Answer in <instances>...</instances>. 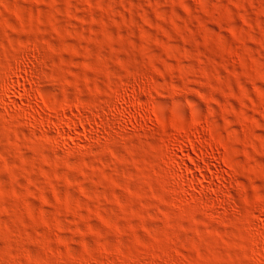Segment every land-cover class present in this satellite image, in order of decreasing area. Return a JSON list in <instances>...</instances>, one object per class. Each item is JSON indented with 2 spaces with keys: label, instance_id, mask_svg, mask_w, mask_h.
Masks as SVG:
<instances>
[{
  "label": "rangeland",
  "instance_id": "1",
  "mask_svg": "<svg viewBox=\"0 0 264 264\" xmlns=\"http://www.w3.org/2000/svg\"><path fill=\"white\" fill-rule=\"evenodd\" d=\"M263 249L264 0H0V264Z\"/></svg>",
  "mask_w": 264,
  "mask_h": 264
},
{
  "label": "bare ground",
  "instance_id": "2",
  "mask_svg": "<svg viewBox=\"0 0 264 264\" xmlns=\"http://www.w3.org/2000/svg\"><path fill=\"white\" fill-rule=\"evenodd\" d=\"M32 64H33V63H32ZM19 67H20V66H19ZM21 68H22V67H20V68H18V69L21 70ZM20 70L18 71L19 73L21 72ZM24 70H25V69H24ZM16 71H17V67H16L15 71H13L12 73H14V72H16ZM18 72H17V75H19ZM23 72H24V71H23ZM9 73H10V72H9ZM21 73H22V72H21ZM14 74H15V73H14ZM17 75H16V76H17ZM22 75H24V74H22ZM22 75L20 74L21 77H22ZM25 76H26V75H24V78H25ZM17 77H19V76H17ZM27 77H28V76H27ZM22 78H23V77H22ZM22 78H20V79H22ZM23 80H24V79H23ZM26 80H27V79H26ZM22 83H23V82H22ZM22 83L19 82L17 85H20V84H21V85L24 86V84H22ZM2 84H3V83H2ZM5 84H6V83H5ZM7 84H8V82H7ZM14 84H15V83H14ZM8 85H9V84H8ZM17 85H15V89H16V87H18ZM12 86H13V83H12ZM138 87H139V86H138ZM12 88H14V86H13ZM12 88H11V89H12ZM25 88H26V90L29 89V88H27L26 86H25L24 88H22V86H21L20 88L18 87V89H22L21 93H22L23 91H24V93H25V91H26ZM142 88H143V87H142ZM144 88H145V87H144ZM15 89H14V91L17 92V90H15ZM14 91H13V93H14ZM29 91H30V90H29ZM122 91H123V90H122ZM134 91H135V90H134ZM18 92H19V91H18ZM30 92H31V91H30ZM141 92H142V93H141ZM143 92H144V93L146 92L145 89L140 91L141 94H143ZM19 93H20V92H19ZM21 93H20V94H21ZM28 93H29V92H28ZM132 93H133V92H132ZM135 93L138 94V92H136V91H135ZM140 93H139V95H140ZM3 94H4V93H3ZM29 94H30V93H29ZM32 94H33V93H32ZM122 94H124V93H122ZM16 95H17V93H16ZM22 95H23V93H22ZM26 95L29 97L28 94H26ZM131 95H132V94H131ZM18 96H19V95H18ZM128 96H129V95H128ZM128 96L125 97V95H124L123 97H125L124 99L126 100V98H127ZM20 97H21V95H20ZM123 97H122L121 99H123ZM136 97H137V95H135V98H136ZM25 98H26V97H25ZM30 98H32V97H30ZM33 98H34V97H33ZM33 98H32V99H33ZM131 98H132V97H131ZM138 98H139V97H138ZM22 99H24V96H22ZM35 99H36V97H35ZM26 100H28V99L26 98ZM29 100H31V99H29ZM29 100H28V101H29ZM33 100H34V99H33ZM37 100H39V99H37ZM125 100H124V104L126 105V102L130 101L131 99L128 98V99H127L128 101H126V102H125ZM132 100H135V99H134V96H133V99H132ZM23 101H25V100H23ZM31 101H32V100H31ZM40 101H42V100H40ZM46 101H47V100H46ZM32 102H34V101H32ZM37 102H38V101H37ZM131 102H132V101H131ZM135 102H136V101H135ZM24 103H25V102H24ZM28 103L31 104L30 102H28ZM39 103H41V102H39ZM39 103H38V104H39ZM133 103H134V102H133ZM32 104H33V103H32ZM32 104H31V105H32ZM34 104H36V105L38 106L37 103H34ZM42 104H43V103H42ZM48 104H49V103H48ZM53 105H54V104H53ZM80 105H81V104H80ZM128 105H130V104H128ZM128 105H126V106H128ZM131 105H132V104H131ZM133 105H134L133 107H132V106H128V107L134 108V107H135V104H133ZM22 106H23V104H22ZM22 106H21V107H22ZM32 106H33V105H32ZM44 106H45V105H44ZM74 106H76V105H74ZM74 106H73V107H74ZM126 106H123V107H126ZM18 107H19V106H18ZM33 107H34V106H33ZM33 107H32V108H33ZM39 107H40V106H39ZM128 107H127V108H123V110L125 111V109H127V110H128V109H131V108H128ZM23 108H24V106H23ZM25 108H27V104H26ZM28 108H29V107H28ZM28 108H27V109H28ZM30 108H31V107H30ZM32 108H31V109H32ZM76 108H78V107H76ZM37 109H38V108H37ZM59 109H62V108H60V107L57 108V109H56V108H52V110L54 111L55 115H56L57 113H60V112H59V111H60ZM23 110H24V109H23ZM29 110H30V109H29ZM29 110H27V111L29 112ZM35 110H36V109H35ZM35 110H32V112L35 111ZM38 110H39V109H38ZM41 110H42V109H41ZM50 110H51V108H50ZM82 110H83V109H82ZM27 111H26V113H27ZM30 111H31V110H30ZM39 111H40V110H39ZM44 111H45V110H44ZM62 111H63V110H62ZM77 111H78V110H77ZM124 111H123V112H124ZM128 111H129V110H128ZM138 111H139V110H138ZM141 111H142V110H141ZM24 112H25V110H24ZM24 112H23V113H24ZM125 112H127V111H125ZM26 113H25V114H26ZM33 113H34V112H33ZM35 113H36V112H35ZM41 113H43V110H42ZM52 113H53V112H52ZM130 113H131V112H130ZM133 113L137 115L138 112H136V113L133 112ZM133 113H132V114H133ZM28 114H29V113H28ZM50 114H51V113H50ZM61 114H62V113H61ZM63 114L65 115V113H63ZM80 114H82V113H80ZM83 114H84V112H83ZM127 114H129V113H127ZM132 114H129V115L132 116ZM26 115H27V114H26ZM36 115H37V113H36ZM40 115H41V114L39 113V116H40ZM46 115H47V114H46ZM51 115H52V114H51ZM59 115H60V114H59ZM139 115H140V111H139ZM139 115H137V116H139ZM24 116H25V115H24ZM29 116H30V115H29ZM29 116H28V118H30ZM39 116H38V117H39ZM44 116H45V115H44ZM48 116H49V115H48ZM68 116H69V115H68ZM75 116H76V115H75ZM141 116H142V114H141ZM145 116H146V115H145ZM31 117H32V116H31ZM34 117H35V115H34ZM41 117H42V116H41ZM45 117H46V116H45ZM45 117H42V120H43V121H44L43 118H45ZM52 117H53V116H52ZM58 117H59V116H58ZM64 117H66V116H64ZM64 117H63V119H64ZM77 117H79V115H78ZM142 117H143V116H142ZM53 118H54V117H53ZM55 118H56V117H55ZM55 118H54V119H55ZM72 118H73V117H72ZM82 118H83V117H82ZM86 118H87V117H86ZM38 119L40 120L41 118H38ZM49 119H52V118H46V119H45V120H47L46 123H48V124L51 123V126H52V127H53V126H54V127H55V126L57 127L56 123H55L53 120L50 121ZM57 119H58V118H57ZM59 119H62V118L59 117ZM66 119H67V118H66ZM83 119H84V118H83ZM83 119H81V120L83 121ZM42 120H40V122H39V121H38V122H39V123H42V125H43L44 122H41ZM78 120L80 121V119H78ZM30 121H31V120H30ZM62 121H63V120H62ZM62 121H61V122H62ZM65 121H66V120H65ZM65 121H64V123L62 122L61 125L66 126L65 124H67V123H65ZM69 121H73V120H72L71 118H68L66 122H69ZM79 121H78V122H79ZM31 122H36V124H33V125H37V123H38V122H37V118H36V119L34 118ZM84 122H85V121H84ZM87 122H88V121H87ZM74 123H75V125H76V121H75V120H74ZM85 123H86V122H85ZM89 123H90V122H89ZM89 123H88V124H89ZM45 125H47V124H45ZM67 125H68V124H67ZM86 125H87V124H85V128H82V127H81V128H82L83 130H84V129L86 130L87 127H88V125H87V127H86ZM51 126H50V127H51ZM69 126H71V125H69ZM69 126H68V127H69ZM38 127H40V126H38ZM45 127H48L47 130H49V126H45ZM56 127H55V128H56ZM83 127H84V125H83ZM55 128H54V129H55ZM57 128H58V127H57ZM57 128H56V129H57ZM43 129L45 130V128H43ZM50 129H51V128H50ZM76 129H78V128H76ZM88 129H89V128H88ZM88 129H87V130H88ZM44 130H43V131H44ZM64 130H65L64 128H63V129H60V130L58 129V134H59V136H60V134H63V136H60V137H64V136H65L64 134H67L66 132H67L69 129H68L67 131L65 130L66 132H65ZM75 131H77V130H75ZM89 131H90V130H89ZM91 131H92V130H91ZM45 132H46V131H45ZM52 132H53V131H52ZM54 132H56V131L54 130ZM68 132H69V131H68ZM81 132H82V131H81ZM84 132H87V131H84ZM78 133H80V132H78ZM89 133H90V132H89ZM56 134H57V133H56ZM68 134H69V133H68ZM71 134H72V133H71ZM71 134H70V135H71ZM81 134H82V133H81ZM86 134H87V133H86ZM86 134H84V135H86ZM198 134H199V133H198ZM70 135H68V137H69ZM84 135H83V136H84ZM87 135H88V134H87ZM187 135H188V133H187ZM187 135H186V136H187ZM184 136H185V134L183 135V137H184ZM188 136H189V135H188ZM60 137H59V138H60ZM181 137H182V136H181ZM57 138H58V137H57ZM176 138H177V137H176ZM178 138H179V137H178ZM183 139H184V140H181V141H183L184 143H187V142H188V144L190 143V146H191L192 150H195V149L197 150L198 148L201 149V146L198 145L197 141L194 142L193 139H191L190 136H189V137H185V138H183ZM65 140H66V137H65ZM176 140H177V139H176ZM176 140H175V141H176ZM175 141H172V142H175ZM185 141H186V142H185ZM172 142H171V143H172ZM178 142H179V140H178ZM178 142H177V143H178ZM177 143H176V146H178ZM199 143H200V142H199ZM173 144H174V143H173ZM203 144H206V143L203 142ZM203 144L201 143V145H203ZM179 145H180V144H179ZM181 146H182V145H181ZM181 146H178V150H179V147H181ZM203 147H205V146H203ZM203 147H202V148H203ZM176 149H177V148H176ZM200 149H199V150H200ZM204 149H205V148H204ZM180 150H182V149L180 148ZM201 151L205 152V150H203V149L200 150V152H201ZM197 152H198V151H197ZM181 153H182V152H181ZM194 154L199 155L200 153L197 154V153L195 152ZM201 154H204V153L201 152ZM201 154H200V155H201ZM188 155H189V154H188ZM196 155H194V156H196ZM206 155H210V153H209V154L207 153ZM201 156H202V155H201ZM196 157H198V156H196ZM196 157H190L192 163H193V162H195V163L199 162V159H198V158H200V157L197 158L198 161L196 160ZM203 157H204V156H203ZM206 157H207V156H206ZM208 157H209V156H208ZM208 157H207V158H208ZM184 158H185V157H184ZM201 158H202V157H201ZM202 159H203V158H202ZM203 160H204V159H203ZM179 161H180V159H179ZM181 161H182V160H181ZM196 161H197V162H196ZM206 161H207V160H206ZM184 162H185V161H184ZM187 164H188V163H187ZM198 164H199V163H198ZM185 165H186V163H185ZM189 165H191V164H189ZM199 165H200V164H199ZM199 165H197V167H199ZM179 166H180V165H179ZM200 166H201V165H200ZM186 168H187V167H186ZM190 168H191V167H190ZM200 168H201V167H200ZM200 168H198V169L200 170ZM183 169H184V168H183ZM188 169H189V168H188ZM188 169H187V170H188ZM191 169H192V168H191ZM203 170H204V169H203ZM200 171H201V170H200ZM204 171H205V170H204ZM187 174H188V173H187ZM195 174H196V173H195ZM188 175H189V174H188ZM188 175H187V177H188ZM192 176H193V174H192ZM206 176H207V175H206ZM185 177H186V176H185ZM194 177H196V176H194ZM188 178H189V177H188ZM193 179H194V178H193ZM189 180H190V179H189ZM210 182H211V181H210ZM191 183H192V182H191ZM215 202H216V201H215ZM216 203H217V202H216ZM256 240H257V238H256ZM259 242H260V240L258 241V243H259ZM261 243H262V241L260 242V244H261ZM262 244H263V243H262ZM262 244H261V245H262ZM262 246H263V245H262ZM263 250H264V249H263Z\"/></svg>",
  "mask_w": 264,
  "mask_h": 264
}]
</instances>
